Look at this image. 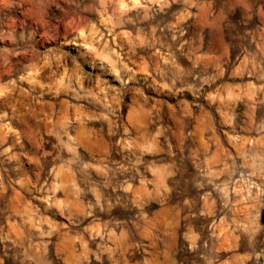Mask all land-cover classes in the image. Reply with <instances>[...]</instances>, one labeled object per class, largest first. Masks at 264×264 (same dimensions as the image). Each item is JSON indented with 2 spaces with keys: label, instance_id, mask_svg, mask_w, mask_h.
Returning <instances> with one entry per match:
<instances>
[{
  "label": "clouds",
  "instance_id": "obj_1",
  "mask_svg": "<svg viewBox=\"0 0 264 264\" xmlns=\"http://www.w3.org/2000/svg\"><path fill=\"white\" fill-rule=\"evenodd\" d=\"M0 264H264V0H0Z\"/></svg>",
  "mask_w": 264,
  "mask_h": 264
}]
</instances>
